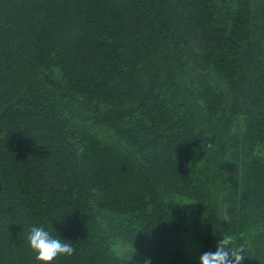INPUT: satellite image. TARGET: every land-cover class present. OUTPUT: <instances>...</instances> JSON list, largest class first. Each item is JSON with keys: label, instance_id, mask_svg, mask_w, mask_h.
Wrapping results in <instances>:
<instances>
[{"label": "trees", "instance_id": "16d2710c", "mask_svg": "<svg viewBox=\"0 0 264 264\" xmlns=\"http://www.w3.org/2000/svg\"><path fill=\"white\" fill-rule=\"evenodd\" d=\"M179 198L264 264V0H0V264H200Z\"/></svg>", "mask_w": 264, "mask_h": 264}, {"label": "clouds", "instance_id": "9594fccd", "mask_svg": "<svg viewBox=\"0 0 264 264\" xmlns=\"http://www.w3.org/2000/svg\"><path fill=\"white\" fill-rule=\"evenodd\" d=\"M29 246L35 259L41 264H52L59 256H72L75 252L71 242H65L61 238H54L43 227L33 226L27 236ZM231 236H224L218 244L215 252L208 251L200 257V264H241L245 259L243 246H232ZM144 264H151L150 259H145Z\"/></svg>", "mask_w": 264, "mask_h": 264}, {"label": "rangeland", "instance_id": "374dc122", "mask_svg": "<svg viewBox=\"0 0 264 264\" xmlns=\"http://www.w3.org/2000/svg\"><path fill=\"white\" fill-rule=\"evenodd\" d=\"M79 105L85 110L87 102L81 100L79 101ZM176 202L186 212L184 223L187 226V230L183 234L185 256L189 260H199V257L203 253L210 251L206 249L204 241V238L209 234V231L206 229V218L197 212V203L195 200L179 198ZM216 209L217 212L213 218V231L210 235L218 242L222 237V227L225 225L226 215L220 206L216 205ZM137 264H144V261L139 258Z\"/></svg>", "mask_w": 264, "mask_h": 264}]
</instances>
